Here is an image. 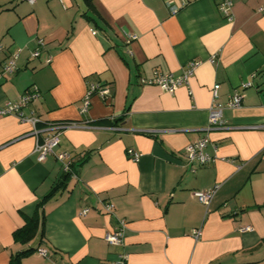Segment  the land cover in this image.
<instances>
[{"label": "crops", "instance_id": "0c3cea01", "mask_svg": "<svg viewBox=\"0 0 264 264\" xmlns=\"http://www.w3.org/2000/svg\"><path fill=\"white\" fill-rule=\"evenodd\" d=\"M232 1L229 21L220 0H93L95 12L85 0H0V108L37 90L24 113L41 121V139L60 134L39 162L31 125L0 115V264L31 247L48 257L36 251L22 264H120L123 254L126 264H264V0ZM14 52L16 70L2 76ZM192 61L174 94L142 83L180 76ZM91 84L111 96L94 94L82 115ZM217 85L223 123L211 127ZM235 93L242 103L232 109ZM205 138L217 159L191 166L185 150ZM61 152L72 156L71 178L52 193ZM215 188L209 205L194 197ZM42 213V241L16 243L14 232ZM121 220L124 245L110 246L105 235Z\"/></svg>", "mask_w": 264, "mask_h": 264}, {"label": "built area", "instance_id": "2783aa9c", "mask_svg": "<svg viewBox=\"0 0 264 264\" xmlns=\"http://www.w3.org/2000/svg\"><path fill=\"white\" fill-rule=\"evenodd\" d=\"M30 5H34L36 0H24ZM169 9L171 13L175 14L179 11L178 6H174L170 3H168ZM232 7H233V1L232 0H220L219 3V10L220 12L225 16V18L229 21L233 19L232 14ZM95 34V33H94ZM137 39V36L134 34H130L127 38V44H130L131 42L135 41ZM38 55V54H36ZM18 58V53L14 52L5 62L2 69V76L4 75H11L14 74L16 70V60ZM51 62V60H48V63ZM200 62L198 61H192L190 62L183 70L182 74L180 76H174L173 74H164L161 72H156L155 76L148 80H143L142 83L145 85H154L160 87L163 91L174 94L175 91L181 87L182 85H186L189 82L190 77L194 74L196 68L199 66ZM246 85V87H248ZM218 90L219 85L214 87V98H213V104L210 110V116H209V126L215 127L218 125H221L222 122V109L220 106H218L215 102L218 97ZM96 94L101 96L105 101L109 100L111 94L110 90L108 88L102 87L98 84H91L88 90V93L83 98L82 106L80 109V113L82 115L86 114L89 111V108L91 106V97ZM39 98V93L36 90H29L25 94L21 96V98L17 101L7 102L4 107L0 108V115L7 116V115H14L17 118H19L22 122H26L31 125L32 130L30 134L36 138V145H35V153L38 155V161L42 162L44 161L47 156L54 154L55 150L58 148L60 144V134L59 133H53L48 134L46 137L40 138L41 130L38 128V125L40 124V120L33 114L26 115L24 113L25 108L28 107L29 104L34 102ZM242 103V97L240 94L235 93L230 102L229 107L234 109L241 106ZM61 126H73V124H60ZM208 139L205 138L201 141H199L196 144L189 145L186 148V159L188 163L191 166H194V164H197V167L205 166L207 164L213 163L216 161L217 158H214L210 155H208L205 152V149L207 147ZM129 156L135 160L138 161L141 157V155L133 150H128ZM57 160L62 164V171L63 174L71 173L72 172V164L73 159L70 153L68 152H61L56 155ZM216 188L207 190V191H197L194 193V197L201 202L204 205H209L211 200L214 197ZM114 209L113 204L106 203L105 204V210L107 213H111ZM90 210L84 209L82 211V215H86ZM126 228L127 224L125 220H121L119 223L118 228L113 231L109 232L105 235V242L109 244L110 246H123L125 242L126 237ZM252 228L250 226H246L240 229V232H248L251 231ZM192 237L196 240H198L202 235L201 229H194L192 231ZM38 255L41 257H48V251L46 249H39ZM129 259L128 254L121 255V261L120 264H126V262Z\"/></svg>", "mask_w": 264, "mask_h": 264}, {"label": "trees", "instance_id": "16d2710c", "mask_svg": "<svg viewBox=\"0 0 264 264\" xmlns=\"http://www.w3.org/2000/svg\"><path fill=\"white\" fill-rule=\"evenodd\" d=\"M92 1L93 0H85V3L87 4L89 11L95 12V9L92 5ZM61 124H67V123H61ZM70 178H71L70 173L63 174L61 179L57 182V184L53 188L52 193H54L55 191L60 190V189L61 190L65 189L66 184L68 183ZM46 199H44L43 202L39 204L38 208H40V209L44 208ZM37 214H38V210H37ZM44 220H45V217H44L43 213H42V218L40 220L38 219V215L33 217L31 220H29V222L25 226H23L22 228H20L14 232V235H13L14 241L16 243H19L22 245H27L30 242H32L35 238H37L38 236L40 237V239L42 241ZM262 245L264 246V240L262 242ZM37 249H38V247L37 248L31 247L29 249L17 252L16 254H14L11 257L10 264H22L23 259L25 257H28V256L34 254L37 251Z\"/></svg>", "mask_w": 264, "mask_h": 264}]
</instances>
